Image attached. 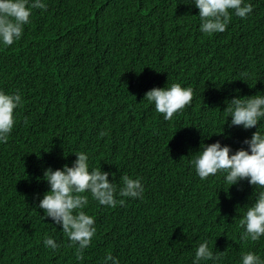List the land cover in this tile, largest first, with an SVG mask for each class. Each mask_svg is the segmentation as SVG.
I'll return each instance as SVG.
<instances>
[{"label": "trees", "instance_id": "1", "mask_svg": "<svg viewBox=\"0 0 264 264\" xmlns=\"http://www.w3.org/2000/svg\"><path fill=\"white\" fill-rule=\"evenodd\" d=\"M44 2L20 40L0 45V90L23 101L0 143V264H101L109 252L120 264H191L204 238L222 264H239L249 249L264 257V236H239L254 186L229 188L219 173L201 180L190 163L202 141L234 152L264 131V120L245 129L224 112L233 97L264 94V0H244L247 17L233 14L211 36L184 0ZM173 82L193 97L166 121L143 99ZM78 151L117 188L124 173L144 185L142 197L117 196L125 202L115 207L89 196L97 231L80 260L37 206L49 188L44 170L71 166ZM46 233L57 249L44 246Z\"/></svg>", "mask_w": 264, "mask_h": 264}, {"label": "clouds", "instance_id": "2", "mask_svg": "<svg viewBox=\"0 0 264 264\" xmlns=\"http://www.w3.org/2000/svg\"><path fill=\"white\" fill-rule=\"evenodd\" d=\"M184 3L199 10V31L208 36L225 31L233 14L246 18L252 11V5L244 0H184ZM47 7L44 0H0V45L8 46L20 40L24 26L31 22L32 10H46ZM241 76H247V73ZM192 97L190 86L173 82L170 86L153 87L145 93L143 100L153 105L167 121L190 104ZM22 103L19 90H0V143L8 140L16 120L15 110ZM224 112L231 117V125H242L245 129L258 126L264 120V94L233 97L227 101ZM244 143L247 148L233 152L229 145H222L219 140L208 144L202 141L190 163L201 180L219 173L229 188L244 179L254 186L252 196L255 198L244 208L239 220L242 228L239 236L243 241L255 242L264 236V131L257 127ZM74 153L77 158L71 166L64 164L61 168L48 167L44 170L43 179L49 188L37 206L43 210V218L51 217L54 224L62 226L63 233L75 245V255L80 260L83 259V250L97 231L95 217L84 210L89 196L98 205L115 207L125 202L124 199L117 200V196L142 197L144 185L140 177L124 173L117 188L108 179V172L99 167L90 168L88 153ZM43 244L53 250L59 247L53 236L47 233ZM223 254L214 252L209 239L204 238L195 246L191 264H207L208 261L222 264ZM101 264H120V260L109 252ZM239 264H264V257L249 249L241 252Z\"/></svg>", "mask_w": 264, "mask_h": 264}]
</instances>
